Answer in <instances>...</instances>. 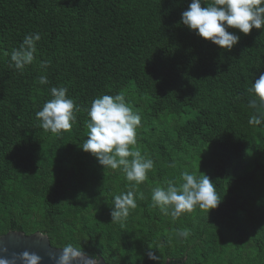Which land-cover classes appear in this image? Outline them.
<instances>
[{
	"label": "trees",
	"instance_id": "trees-1",
	"mask_svg": "<svg viewBox=\"0 0 264 264\" xmlns=\"http://www.w3.org/2000/svg\"><path fill=\"white\" fill-rule=\"evenodd\" d=\"M190 2L0 0V236L43 231L53 247L108 264H157L149 248L160 264H264V122L249 124L247 91L264 73V28L228 29L239 43L220 49L179 23ZM37 32L34 62L10 67L3 53ZM52 87L80 109L60 136L36 119ZM118 93L141 116L134 147L154 161L123 224L110 212L129 182L81 149L91 101ZM186 168L207 174L222 201L173 221L151 206L152 189Z\"/></svg>",
	"mask_w": 264,
	"mask_h": 264
},
{
	"label": "clouds",
	"instance_id": "clouds-1",
	"mask_svg": "<svg viewBox=\"0 0 264 264\" xmlns=\"http://www.w3.org/2000/svg\"><path fill=\"white\" fill-rule=\"evenodd\" d=\"M191 0L187 10L181 13L180 24L194 31L196 35L218 46L231 51L239 43L240 36L228 29H236L244 35L250 34L253 28H264V0ZM41 35L30 33L26 35L19 47L4 52L10 57L9 66L17 71L23 70L34 62L37 42ZM48 61H43L40 67L46 69ZM37 84L49 83L47 75L38 77ZM252 97L249 106L255 109L249 124L260 125L264 122V73L247 89ZM66 87H52L51 99L47 100L41 110L36 112V119L43 130L56 136L69 131L77 121L80 111L74 99L67 96ZM88 119L85 121L87 139L81 149L94 156L104 169H119L129 182L126 192L115 195L110 212L111 223L123 224L130 212L137 208V193L134 189L147 179V173L154 167V161L146 153L142 154L137 145V128L141 125V116L126 103L123 93L115 95L104 94L94 98L87 109ZM175 167L174 164L169 165ZM139 199H144L139 193ZM222 198L215 184L204 173L187 168L180 173L179 183L167 180L155 186L151 194V206L171 217L173 221L182 214L190 213L195 208L206 211L216 209ZM40 237H47L39 232ZM189 229L177 230L174 238L178 242L186 240ZM171 239V238H170ZM149 248V247H148ZM59 249V256L49 254L51 264H100L95 255H89L79 246L64 244ZM149 248L147 256L160 264L161 257ZM7 252V249H3ZM42 257L36 253L25 251L11 259L0 257V264H41Z\"/></svg>",
	"mask_w": 264,
	"mask_h": 264
},
{
	"label": "water",
	"instance_id": "water-1",
	"mask_svg": "<svg viewBox=\"0 0 264 264\" xmlns=\"http://www.w3.org/2000/svg\"><path fill=\"white\" fill-rule=\"evenodd\" d=\"M3 249H7V252H4ZM25 251L41 256V264H51L49 254L59 256L62 250L53 247L48 236L40 237L39 232L26 235L24 232L10 231L0 236V257L11 259L13 254L18 256ZM99 260L100 264H108L103 258ZM17 264H20V262L17 261ZM166 264H169V262Z\"/></svg>",
	"mask_w": 264,
	"mask_h": 264
}]
</instances>
